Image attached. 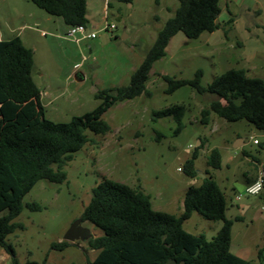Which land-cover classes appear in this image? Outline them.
<instances>
[{
	"label": "rangeland",
	"instance_id": "1",
	"mask_svg": "<svg viewBox=\"0 0 264 264\" xmlns=\"http://www.w3.org/2000/svg\"><path fill=\"white\" fill-rule=\"evenodd\" d=\"M87 2L89 30L96 37L76 42L67 37L68 27L60 17L50 15L32 0H0V35L4 39L22 36L33 50V78L42 92L43 115L55 123L83 118L103 103L97 97L100 90L128 84L157 31L179 5L178 0ZM220 3L222 24L218 29L194 39L183 32L174 35L166 55L153 64L147 93L115 103L103 114L111 126L109 133L86 132L90 142L73 153L66 166V181L41 179L24 194L23 210L14 219L23 228H16L7 237L21 264H87L96 257L98 250L89 248L87 240H76L63 249L53 248L52 243L65 240L68 229L81 218L93 187L104 178L141 186L154 209L179 215L186 189L200 180L184 170L195 150L196 170L200 175H213L226 193V217L233 220L231 251L264 264V191L246 193L243 175L251 158L264 162V145L252 140L256 137L264 143V131L246 120L228 121L215 113L208 124H201V110L218 97L198 93L189 85L166 93L168 83L162 77L192 79L202 69V84L206 86L234 67L264 79V0ZM108 22L116 25L113 31L106 29ZM76 64L85 73L83 81L73 76ZM176 104L186 106L179 132L173 117L154 115V111ZM241 138L245 144L235 147ZM213 147L223 155L220 169L207 163ZM29 202H38L42 209H29L25 205ZM222 224V220H209L194 212L183 225L187 231L211 239ZM81 225L90 228L92 236L102 234L89 221ZM262 248L260 261L258 251ZM10 259V253L0 245V264H10Z\"/></svg>",
	"mask_w": 264,
	"mask_h": 264
},
{
	"label": "trees",
	"instance_id": "2",
	"mask_svg": "<svg viewBox=\"0 0 264 264\" xmlns=\"http://www.w3.org/2000/svg\"><path fill=\"white\" fill-rule=\"evenodd\" d=\"M32 1L50 15L60 17L67 27L89 22L87 0ZM178 1L173 16L157 31L153 45L131 74L129 83L100 90L97 97L103 103L70 123H55L44 117L41 90L33 78V50L19 35L0 40V245L10 253V264H21L7 237L16 228H23L14 219L22 212L23 196L34 182L67 180L66 166L73 153L90 142L86 132L109 133L111 126L103 114L115 103L147 93L153 64L166 55L174 35L183 32L194 39L220 27V0ZM162 77L168 83L166 93L189 85L198 93L218 97L201 110V124H208L211 113H215L228 121L246 120L264 131L263 78L250 77L245 69L234 67L206 86L202 84V69L192 79ZM185 112L184 104H176L156 110L154 115L173 117L179 132ZM197 157L195 150L184 170L189 177L199 178L200 183L186 189L179 215L154 209L150 195L141 186L131 187L110 178L97 183L81 216L83 221L102 230L101 235L87 240L89 248L98 250L87 264H257L231 251L233 220L226 217V193L213 175L199 174L194 165ZM207 163L213 169L221 168L222 154L218 148L209 151ZM25 205L31 210L42 209L38 202ZM194 212L209 220L223 221L211 239L184 228V221ZM70 243L64 240L52 243V247L63 249ZM262 251L263 248L258 251L260 261Z\"/></svg>",
	"mask_w": 264,
	"mask_h": 264
},
{
	"label": "built area",
	"instance_id": "3",
	"mask_svg": "<svg viewBox=\"0 0 264 264\" xmlns=\"http://www.w3.org/2000/svg\"><path fill=\"white\" fill-rule=\"evenodd\" d=\"M116 28V25L113 23H107L106 29L108 31H113ZM67 37H70L72 39H75L76 42H80L83 38H95L96 33L92 32L88 29V26L85 24H77L69 26L66 31ZM80 64H77L75 66L76 69H78ZM253 142L255 144H259V140L257 138H252ZM264 189V165H260L257 173V178L249 183L245 187V192L251 195L260 194ZM239 199L240 196H237Z\"/></svg>",
	"mask_w": 264,
	"mask_h": 264
},
{
	"label": "water",
	"instance_id": "4",
	"mask_svg": "<svg viewBox=\"0 0 264 264\" xmlns=\"http://www.w3.org/2000/svg\"><path fill=\"white\" fill-rule=\"evenodd\" d=\"M85 74L81 71V70H77L74 73V78L76 81H83L85 80ZM235 147H238L239 145L237 143H235L234 145ZM201 176H205V175H201ZM83 219L82 217L77 219L72 226L68 229V231L66 232L64 239L66 241L69 242H74L76 240H81V241H85L88 240L91 236H92V232L90 230V228L88 227H84L81 225Z\"/></svg>",
	"mask_w": 264,
	"mask_h": 264
},
{
	"label": "crops",
	"instance_id": "5",
	"mask_svg": "<svg viewBox=\"0 0 264 264\" xmlns=\"http://www.w3.org/2000/svg\"><path fill=\"white\" fill-rule=\"evenodd\" d=\"M221 14V13H220ZM220 16V15H219ZM231 20H227V22H230ZM40 22V21H39ZM218 22H219V24H220V26H221V22H220V19H219V17H218ZM87 26H88V24H87ZM88 29H89V26H88ZM91 31V30H90ZM93 32V31H92ZM21 37V39H22V41H23V43L25 44V42H24V40H23V38H22V36H20ZM124 37H128V35L127 34H124ZM1 39H4L3 38V36L2 35H0V40ZM83 39H85V38H83ZM77 65V64H76ZM75 65V66H76ZM77 70H79V69H76L75 71H74V73L77 71ZM83 72V71H82ZM73 73V74H74ZM84 73V72H83ZM85 74V73H84ZM74 76V75H73ZM86 78V77H85ZM42 93V92H41ZM254 138H256V137H254ZM258 139V138H257ZM259 140V139H258ZM260 141V144H263L264 145V143L261 141V140H259ZM237 143H238V145L239 146H241V145H243V144H245V139L244 138H241V139H239L238 141H237ZM238 146V147H239ZM214 148V147H213ZM221 154H222V152H221ZM222 160H223V155H222ZM250 163H251V166H250V168L249 169H246V170H244V172H243V175L245 176V181H246V186L249 184V183H251V182H253L256 178H257V173H258V169H259V166L260 165H262V164H264V162L263 161H261L260 159H253V158H251V161H250ZM203 177V176H202ZM197 181V180H196ZM200 183V180L196 183V184H199ZM264 191V190H263ZM249 207V205H247L246 206V208H248ZM182 209H183V204H182V206H181V212H182ZM239 256V255H238ZM241 257V256H240ZM244 258V257H243Z\"/></svg>",
	"mask_w": 264,
	"mask_h": 264
}]
</instances>
